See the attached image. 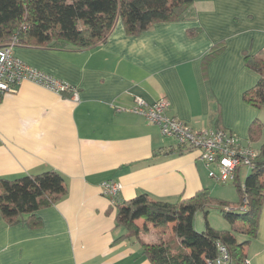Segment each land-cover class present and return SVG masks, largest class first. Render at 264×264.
Wrapping results in <instances>:
<instances>
[{"label": "crops", "instance_id": "obj_1", "mask_svg": "<svg viewBox=\"0 0 264 264\" xmlns=\"http://www.w3.org/2000/svg\"><path fill=\"white\" fill-rule=\"evenodd\" d=\"M217 45L224 49L204 65ZM263 51L264 0H194L185 19L138 36L119 21L91 49L15 47L18 60L75 88L78 99L24 81L0 102V178L52 169L67 188L63 199L36 213L38 229L9 226L0 214V264H151L135 240H118L123 229L102 184H121L119 202L147 194L176 203L214 181L198 152L178 155L175 140L157 125L116 108L128 110L136 98L167 99L168 114L198 131L216 128L219 112L221 129L259 147L264 134L252 143L249 130L256 119L264 124V108L243 100L259 75L244 55ZM147 230L142 239L156 243L158 229ZM244 250L250 264H264V206L257 236Z\"/></svg>", "mask_w": 264, "mask_h": 264}, {"label": "trees", "instance_id": "obj_2", "mask_svg": "<svg viewBox=\"0 0 264 264\" xmlns=\"http://www.w3.org/2000/svg\"><path fill=\"white\" fill-rule=\"evenodd\" d=\"M194 0H0V48L15 42V47L54 51L91 49L104 44L119 21L129 36H138L157 23L186 18ZM196 31H190L195 33ZM224 45H217L204 59V65L216 57ZM245 65L259 75L256 86L245 92L243 100L264 108V51L244 55ZM70 96V92L63 94ZM2 98H0L1 102ZM220 127V113L216 115ZM264 124L256 119L249 138L260 141ZM178 146V145H177ZM190 151L180 146L178 155ZM156 156L151 160L155 161ZM247 176L242 184V177ZM234 182L239 205L216 202L209 189L176 203L153 200L147 194L117 202V227L123 229L118 240H135L151 264H209L221 256L219 245L228 251L231 264H246L245 248L256 238L264 206V143L258 149L251 170ZM67 194L64 177L48 169L15 179L0 178V214L7 225L25 224L32 229L42 226L37 212L50 208ZM230 223V231L217 230L208 221L213 205ZM245 206V210L240 209ZM226 208L236 209L227 211ZM204 214L205 230L195 229V217ZM145 222L143 227L138 221ZM152 225L159 230L157 241L147 244L141 233ZM160 228V229H159ZM162 228V229H161ZM169 229V231H168ZM166 232L171 234L167 235ZM248 239L239 242L238 237Z\"/></svg>", "mask_w": 264, "mask_h": 264}, {"label": "built area", "instance_id": "obj_3", "mask_svg": "<svg viewBox=\"0 0 264 264\" xmlns=\"http://www.w3.org/2000/svg\"><path fill=\"white\" fill-rule=\"evenodd\" d=\"M14 48L15 42L0 48V98L15 93L24 81H31L62 96L70 92L73 99H78L75 88L18 60L13 54ZM170 108L171 104L167 99L148 104L143 99L136 98L130 109L116 108V111H127L141 116L157 125L164 137L174 139L184 150L198 152L199 159L208 168L209 178L218 184L234 183L239 176L242 177L243 172L251 170L252 163L258 156L256 148L243 144L236 135L224 129L194 130L183 121L169 115ZM101 187L102 193L111 198L113 205H117L121 184L107 181ZM240 210L244 211L245 206ZM219 250L221 253L219 259L209 264H231V257L226 248L219 245ZM246 264H250L249 261Z\"/></svg>", "mask_w": 264, "mask_h": 264}, {"label": "rangeland", "instance_id": "obj_4", "mask_svg": "<svg viewBox=\"0 0 264 264\" xmlns=\"http://www.w3.org/2000/svg\"><path fill=\"white\" fill-rule=\"evenodd\" d=\"M263 132H264V127H263V131H262V137L264 134ZM254 147L256 149L260 148V146L258 147V145H254ZM246 177L247 176L242 177V184L245 181ZM210 192H211L212 197L216 200V202L225 201V202L231 203L233 206L239 205V201H240L239 195H238V192L235 188L234 183L222 185V184H218V183L213 182L212 189H210ZM208 221H209V224L217 230L230 231V229H231L230 223L223 218V216L220 213V208L216 204L213 205L211 207V209L209 210ZM195 229L198 232H202L205 230L204 214L201 212H199L195 217ZM168 231H169V229H168ZM156 234L158 236V234L160 235L161 233H159V230H158V232H156ZM166 234L168 235L169 232L168 233L166 232ZM169 236L171 237V234H169ZM238 239H239V242L243 243L248 238L244 237V236H239Z\"/></svg>", "mask_w": 264, "mask_h": 264}]
</instances>
